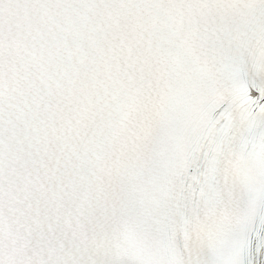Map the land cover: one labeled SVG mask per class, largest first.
Masks as SVG:
<instances>
[{"label": "snow or ice", "instance_id": "1", "mask_svg": "<svg viewBox=\"0 0 264 264\" xmlns=\"http://www.w3.org/2000/svg\"><path fill=\"white\" fill-rule=\"evenodd\" d=\"M0 264H264V0H0Z\"/></svg>", "mask_w": 264, "mask_h": 264}]
</instances>
